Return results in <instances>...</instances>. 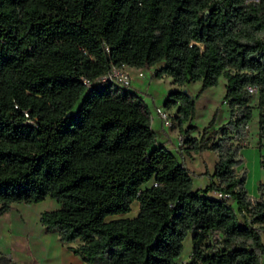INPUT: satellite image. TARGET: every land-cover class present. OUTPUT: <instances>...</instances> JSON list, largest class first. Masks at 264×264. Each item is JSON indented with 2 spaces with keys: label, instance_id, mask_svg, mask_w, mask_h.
Masks as SVG:
<instances>
[{
  "label": "trees",
  "instance_id": "1",
  "mask_svg": "<svg viewBox=\"0 0 264 264\" xmlns=\"http://www.w3.org/2000/svg\"><path fill=\"white\" fill-rule=\"evenodd\" d=\"M122 65L153 66L176 85L198 80V91L221 75L227 120L213 126V113L197 137L183 136L178 158L156 140L138 90L95 80ZM194 98L180 87L161 101L175 106L178 132L195 128ZM251 98L259 144L264 0H0V214L52 198L38 221L75 241L87 264H174L187 233L183 264H260L264 184L250 197L234 171ZM203 149L216 160L192 188L182 154ZM132 201L135 214L122 215Z\"/></svg>",
  "mask_w": 264,
  "mask_h": 264
},
{
  "label": "rangeland",
  "instance_id": "2",
  "mask_svg": "<svg viewBox=\"0 0 264 264\" xmlns=\"http://www.w3.org/2000/svg\"><path fill=\"white\" fill-rule=\"evenodd\" d=\"M153 66L149 68H135L131 66L122 65L120 67H112L110 75L117 81H122L125 85L132 89L138 90L141 94L143 101L146 103L149 113L151 115L150 124L156 131V140H165L167 147L173 151L179 158V142L185 135L198 136V132L201 127L207 123L211 115H214L213 126H217L224 123L228 118V106L223 99V83L224 79L221 75H218L216 83L205 87L198 91L199 81H190L182 85H176L171 82L169 75H162L160 77L152 76ZM101 75L95 80L104 79L108 77ZM126 78V82H124ZM184 88L189 94L194 95V112L189 124L194 125L195 128L187 132H178L176 124L171 115L174 113L175 106L164 108L170 115L171 124L169 126H162L157 119L155 109L156 107H162L161 101L165 97L167 90L174 88ZM254 95V92L252 93ZM253 105L249 119L244 126V134L241 138L233 137V141L237 142L240 146L238 152L240 154L241 161L234 166V171H244L243 187L250 197H256L257 183L264 184V167L259 164L260 155L264 157V142L258 144L256 136V107L253 98L249 101V104ZM186 123H182V127ZM181 152V151H180ZM182 160L190 170L191 185L192 188L203 186L208 182V176L199 171L212 170L213 164L216 160V155L213 151L203 149L197 152H190L189 154H182ZM211 173V172H208ZM212 195V192H210ZM229 201V200H228ZM232 205L233 202L229 201ZM56 207V202L46 196L40 201L31 204L32 209L48 210L49 208ZM137 210L135 201L130 204L128 212L122 214L126 216H132ZM240 219V216H238ZM264 227V225H263ZM211 238L210 235L206 237V240ZM261 238L264 243V233H261ZM190 253V239L187 233L182 241V248L180 255L174 259V264H183L188 260ZM13 261L6 258V256L0 254V264H12ZM260 264H264V255L261 256Z\"/></svg>",
  "mask_w": 264,
  "mask_h": 264
},
{
  "label": "crops",
  "instance_id": "3",
  "mask_svg": "<svg viewBox=\"0 0 264 264\" xmlns=\"http://www.w3.org/2000/svg\"><path fill=\"white\" fill-rule=\"evenodd\" d=\"M33 203L12 202L0 214V254L16 264H87L69 249L75 241L61 242L55 231L43 230L38 221L42 210L32 209Z\"/></svg>",
  "mask_w": 264,
  "mask_h": 264
},
{
  "label": "built area",
  "instance_id": "4",
  "mask_svg": "<svg viewBox=\"0 0 264 264\" xmlns=\"http://www.w3.org/2000/svg\"><path fill=\"white\" fill-rule=\"evenodd\" d=\"M107 75H108V77L111 76L110 74H107ZM103 76H105V75L103 74ZM119 82L124 84L120 80H119ZM124 82H126V78H124ZM245 89L250 93H253L255 91V87L253 85H246ZM155 113H156V116L159 119L162 126H169L171 124V119L169 117L170 115L165 111V109L163 107H156ZM212 193L216 194L215 196H217V197H228V195L226 193H220L218 191H212Z\"/></svg>",
  "mask_w": 264,
  "mask_h": 264
},
{
  "label": "water",
  "instance_id": "5",
  "mask_svg": "<svg viewBox=\"0 0 264 264\" xmlns=\"http://www.w3.org/2000/svg\"><path fill=\"white\" fill-rule=\"evenodd\" d=\"M182 91H183V92H186V90H185L184 88L182 89Z\"/></svg>",
  "mask_w": 264,
  "mask_h": 264
}]
</instances>
